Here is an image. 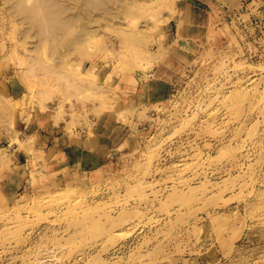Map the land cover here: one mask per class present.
<instances>
[{
    "label": "rangeland",
    "instance_id": "374dc122",
    "mask_svg": "<svg viewBox=\"0 0 264 264\" xmlns=\"http://www.w3.org/2000/svg\"><path fill=\"white\" fill-rule=\"evenodd\" d=\"M75 2L0 0V264H264V0Z\"/></svg>",
    "mask_w": 264,
    "mask_h": 264
},
{
    "label": "bare ground",
    "instance_id": "6f19581e",
    "mask_svg": "<svg viewBox=\"0 0 264 264\" xmlns=\"http://www.w3.org/2000/svg\"><path fill=\"white\" fill-rule=\"evenodd\" d=\"M107 1H113V0H76V2H75V4L76 5H78V6H80L79 7V12L77 13V14H79L80 15V11H83V12H85L86 13V15L87 16H89V14H90V10L92 9V7H95L96 5H102L103 6V8L105 9V10H107V6H106V2ZM115 1V0H114ZM151 1V0H150ZM255 1H253V3H254ZM139 3L140 4H144V3H146V2H140L139 1ZM147 3H148V1H147ZM150 3V2H149ZM152 3H154V2H152ZM58 5V2H56V1H52L51 2V4H50V7H54V6H57ZM145 5H147V4H144V6ZM149 5V4H148ZM254 6V5H253ZM142 10V9H141ZM53 13H59L58 12V10L57 9H50V10H48L47 11V14H48V18H51L52 20L54 19L53 17ZM165 21V20H164ZM63 26V23L61 24L60 22H56L54 25H52V26H50V27H48V28H50V29H54V30H57V29H59V28H61ZM41 27V26H40ZM48 28H47V30H48ZM90 76V75H89ZM43 104V103H42ZM43 108V107H42ZM55 112V111H54ZM122 112V111H121ZM59 114V113H58ZM56 116V115H55ZM59 116H61V115H59ZM63 118V117H62ZM75 122V121H74ZM12 132V131H11ZM71 133V132H70ZM12 134V133H11ZM13 135H15V134H13ZM30 138V137H29ZM15 139H16V137H15ZM21 142V141H20ZM96 142H98V141H96ZM26 143H28V141L26 142ZM10 144V143H9ZM31 145V144H30ZM26 148H27V146H26ZM29 148V147H28ZM31 148H29V150H30ZM37 152V151H36ZM32 153V152H31ZM35 153V152H34ZM36 154V153H35ZM40 154V153H39ZM32 179V178H31Z\"/></svg>",
    "mask_w": 264,
    "mask_h": 264
},
{
    "label": "crops",
    "instance_id": "0c3cea01",
    "mask_svg": "<svg viewBox=\"0 0 264 264\" xmlns=\"http://www.w3.org/2000/svg\"><path fill=\"white\" fill-rule=\"evenodd\" d=\"M197 3V5H202V4H200L199 2H196ZM88 137V136H87ZM81 141H83V142H85V143H87L89 140L86 138L85 140L84 139H81ZM97 140L96 139H94V140H92L90 143H92V142H96ZM45 145H46V143H45ZM61 152H62V154H63V156L65 157V153L63 152V150H61Z\"/></svg>",
    "mask_w": 264,
    "mask_h": 264
}]
</instances>
